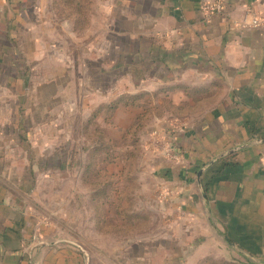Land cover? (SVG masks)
<instances>
[{
    "label": "crops",
    "instance_id": "obj_1",
    "mask_svg": "<svg viewBox=\"0 0 264 264\" xmlns=\"http://www.w3.org/2000/svg\"><path fill=\"white\" fill-rule=\"evenodd\" d=\"M215 1L98 4L108 32L83 57L90 77L78 84V100L95 110L126 97L109 113L112 140L132 127L133 107L150 110L137 194L163 218L117 247L125 252L119 264H264V26H250L264 17V0H222L224 11L205 19L201 5ZM50 10L47 0H0V59L6 43L23 52L18 28L30 13L33 55L52 56L54 41L42 51L47 41L35 29L53 26ZM170 146L179 160L167 155ZM9 199L0 196V264H87L85 248Z\"/></svg>",
    "mask_w": 264,
    "mask_h": 264
},
{
    "label": "rangeland",
    "instance_id": "obj_2",
    "mask_svg": "<svg viewBox=\"0 0 264 264\" xmlns=\"http://www.w3.org/2000/svg\"><path fill=\"white\" fill-rule=\"evenodd\" d=\"M102 1L47 0L53 26L35 29L47 41L39 45L42 51L54 41L52 56L37 59L33 55L36 47L26 34L31 13L18 28L23 52L4 44L5 59H0V196L12 202L16 198L15 206L19 200L24 211L30 208L43 225L52 223L56 236L85 248L90 256L87 264H119L117 259L125 252L117 247L152 231L163 218L137 194L138 178L144 176L139 165L145 124L136 137L131 136L132 127L116 130L109 150V143L96 133L98 129L108 132L109 109L94 110L78 100L77 86L89 76L83 57L101 49L108 32L106 15L98 6ZM77 2L78 12L72 10ZM7 34L9 41L12 35ZM49 82L55 84L53 90L46 87ZM64 85L67 91L61 90ZM133 108L136 122L146 109ZM187 111L183 109L182 114H189ZM99 145L106 153H97ZM108 185H112L110 196L106 194ZM101 189L99 198L93 199Z\"/></svg>",
    "mask_w": 264,
    "mask_h": 264
},
{
    "label": "trees",
    "instance_id": "obj_3",
    "mask_svg": "<svg viewBox=\"0 0 264 264\" xmlns=\"http://www.w3.org/2000/svg\"><path fill=\"white\" fill-rule=\"evenodd\" d=\"M75 1V0H74ZM79 5V2H77V4H75V7L72 9L73 11H76L78 12V7ZM126 99V97H122V98H119L117 101L111 103L109 106H105L109 109V112H113L117 107H119V105L124 102ZM150 115V110H147L137 119V123L134 122L133 125H132V128H134L135 130L133 131V133L131 134V136H135L136 137V134L138 132V130L145 124L147 118L149 117ZM140 120V121H139ZM136 123V124H135ZM139 123V126L137 125ZM135 125H137V127L135 128ZM97 134H100V136L102 138H104V140L106 141V143H109V150L111 149V146H112V143L114 142V140L110 139L106 132L103 130V129H98L96 131ZM102 149H105L104 147H102L101 145H99L98 149H97V153H102L103 151H101ZM106 153L105 151L103 152V154ZM110 158V157H109ZM101 183V182H100ZM112 185H108L106 186L107 187V195L110 196L109 194V189L108 188H111ZM99 193H102V189L101 190H97L96 192V195L93 197V199L97 200L99 198V196H97ZM210 260H207L206 262H208ZM215 263V262H214Z\"/></svg>",
    "mask_w": 264,
    "mask_h": 264
},
{
    "label": "built area",
    "instance_id": "obj_4",
    "mask_svg": "<svg viewBox=\"0 0 264 264\" xmlns=\"http://www.w3.org/2000/svg\"><path fill=\"white\" fill-rule=\"evenodd\" d=\"M200 11L205 19L211 18L213 15L221 14L224 11V6L222 0H218L215 2H206L203 3L200 7ZM250 26L253 27H262L264 26V17L254 16ZM167 155L173 160H179L181 158V154L177 152L175 147L170 146L167 149Z\"/></svg>",
    "mask_w": 264,
    "mask_h": 264
},
{
    "label": "water",
    "instance_id": "obj_5",
    "mask_svg": "<svg viewBox=\"0 0 264 264\" xmlns=\"http://www.w3.org/2000/svg\"><path fill=\"white\" fill-rule=\"evenodd\" d=\"M201 175H202V171H200L199 174H198V182H199V186H200L201 191H202V195H203V197L205 198V193H204V191H203L202 183H201Z\"/></svg>",
    "mask_w": 264,
    "mask_h": 264
}]
</instances>
